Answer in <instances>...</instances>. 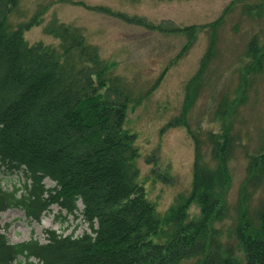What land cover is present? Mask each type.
<instances>
[{"label":"trees","instance_id":"trees-1","mask_svg":"<svg viewBox=\"0 0 264 264\" xmlns=\"http://www.w3.org/2000/svg\"><path fill=\"white\" fill-rule=\"evenodd\" d=\"M18 3L0 0V168L22 173L25 183L13 190L0 186V214L21 209L27 219L39 222L54 205L67 216H76L81 203L88 229L81 236L47 229L45 243L32 238L11 244L0 226V264H229L231 258L225 257L213 223L227 215L222 199L230 181L229 163L245 146L241 132L234 129L233 114L264 74V40L259 35L250 40L246 63L240 67L238 102L225 94L216 110L220 129L206 133L213 166L207 162L200 130L191 128L188 112L208 66L219 57L222 27L235 14L251 22L264 21V0H232L214 22L187 27L79 3L127 24L184 35L186 43L171 66L186 55L198 31L208 35L199 69L185 85L181 113L165 127L187 128L195 162L191 198L171 210L167 217L171 230L164 244L151 240L160 233L161 222L138 182L137 137L124 128L129 105L139 99L111 73V64L79 28L53 22L44 32L58 40L57 48L30 44L25 34L41 24L43 11L13 28L9 19ZM246 158L236 235L244 264H264V201L254 218L245 206L250 190L264 192V133L259 147L246 151ZM46 180L54 186L47 187ZM191 203L198 205L200 215L188 220Z\"/></svg>","mask_w":264,"mask_h":264},{"label":"rangeland","instance_id":"rangeland-1","mask_svg":"<svg viewBox=\"0 0 264 264\" xmlns=\"http://www.w3.org/2000/svg\"><path fill=\"white\" fill-rule=\"evenodd\" d=\"M232 0H19L17 8L10 15L13 28L30 22L40 11L41 24L26 32L30 44L42 42L58 47V40L45 34L44 29L56 22L76 27L89 44L96 46L101 58L111 64V73L121 79L133 98L139 99L129 105L124 128L136 135L140 169L138 179L148 200L159 216L160 233L151 240L158 244L168 241L171 226L167 217L171 210L186 203L193 190V168L195 145L187 128H166L178 117L184 103L185 85L197 73L201 59L207 50L209 38L204 30L198 31L196 40L185 56L171 66L175 57L186 43V37L165 35L142 27L124 23L113 17L82 7H108L129 16H138L154 23L172 22L180 27L203 26L217 20ZM237 29L235 30V28ZM264 40V21L251 22L241 19L238 14L231 16L220 31L218 41L219 57L207 69L202 85L198 88L188 119L192 130H200L204 141L207 162L213 166L208 131L218 132L220 123L216 110L220 99L226 94L237 103L241 95V66L246 63L247 47L253 36ZM162 81L156 86L160 77ZM235 109V108H234ZM235 131H240L245 146L237 149L229 163L230 181L223 194L222 202L227 215L214 222L219 231L225 257L229 264H244L236 229L239 222L240 196L247 176L246 151L253 153L264 133V74L257 79L246 95L243 104L233 114ZM25 179L20 172H9L0 168V186L6 190L23 186ZM47 187L54 184L46 180ZM247 213L254 218L264 192H248ZM79 203L76 216H67L65 211L54 205L39 222L27 219L21 209H10L0 214V226L11 244H19L32 238L46 242L45 230L59 234L81 236L88 229L81 214ZM188 220L200 215L196 203H191Z\"/></svg>","mask_w":264,"mask_h":264}]
</instances>
